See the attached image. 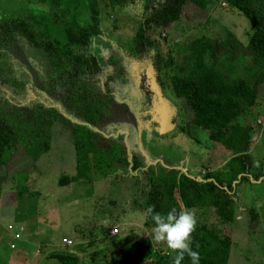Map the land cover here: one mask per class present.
<instances>
[{
	"label": "trees",
	"instance_id": "1",
	"mask_svg": "<svg viewBox=\"0 0 264 264\" xmlns=\"http://www.w3.org/2000/svg\"><path fill=\"white\" fill-rule=\"evenodd\" d=\"M16 1L0 0V7L4 6L3 2L11 6ZM128 1L137 4L139 23L132 40L117 41L106 58L101 54L100 0H83L86 10L80 12L76 23L57 8H51L45 0H22L18 3L20 7L12 6L10 13L0 8V78L12 79L10 73H4L5 49L15 38H23L41 54L46 90L63 88L66 100L97 130L103 131L113 115L117 118L111 121L128 129L126 136L120 134L114 139L111 136L104 138L86 125L75 124V179L89 178L115 161L120 165L125 163L130 177L136 178L139 173L144 177L141 188L145 191L146 226L179 225L184 210L191 207H211L219 222L227 225L235 217L233 190L236 183L248 174L253 178L263 175V170L251 169L253 156L249 149L253 110L264 95V0H223L238 9L253 26L248 42L243 44L233 33L223 38L196 36L187 43L186 68L169 76L176 99L192 114L186 122L188 128L193 125L202 128L209 140L231 153L221 167L206 171L202 179L160 161L149 163L139 148L133 144L128 146L127 141L138 133L144 119L134 117L126 103L104 94L98 86V73L100 68L107 70L102 73L107 75L103 82L106 89L113 84L127 89L134 82L136 60L148 62L157 69L171 68L176 54L169 52L164 56L151 37L150 29L178 20L188 7H195L205 14L209 9L208 0H111L113 5L122 7ZM31 15L48 16L49 22L61 29V37L51 35L41 20ZM246 58L249 60L248 73L243 75L238 73L237 65ZM131 90L125 91L123 97L131 98ZM114 110L116 114H113ZM124 114L131 115L130 119H123ZM57 118L54 109L40 102L30 104L27 111L0 114V166H6L20 147L35 161L40 153L48 150L51 125ZM236 179L238 181L233 184ZM71 180L63 175L58 182L64 184ZM245 213L247 231L254 233L255 238L263 235L257 227L258 210L246 206ZM224 228L220 233L219 228L204 222L190 223L185 233L178 235L175 243L163 252L142 242L150 253L138 258L137 262L131 259V249L124 242L130 236L117 240L112 246L93 250L91 256H102L105 264H227L232 237L229 226ZM109 251L116 256L110 257ZM46 257L59 264H80L77 254L64 250H53Z\"/></svg>",
	"mask_w": 264,
	"mask_h": 264
},
{
	"label": "rangeland",
	"instance_id": "2",
	"mask_svg": "<svg viewBox=\"0 0 264 264\" xmlns=\"http://www.w3.org/2000/svg\"><path fill=\"white\" fill-rule=\"evenodd\" d=\"M45 2L73 23L78 22L80 12L86 10L83 0ZM18 3L22 0L16 1V8L20 7ZM3 5L0 8L9 13L14 6L4 2ZM99 5L103 40L101 54L106 57L110 49L109 39L118 42L132 40L140 10L137 4L129 1L123 7L113 5L111 0H100ZM208 8L204 14L195 7H188L178 20L150 29L158 49L164 56L169 52L176 54V60L171 68L165 66L162 69L148 62L135 61L136 84L139 82L145 90L151 113L146 122L148 124L127 141L129 147L133 144L139 148L148 162L160 161L198 178L210 169L221 167L231 153L209 140L202 128L194 125L188 128L186 122L192 114L176 99L169 76L186 68L184 58L190 39L200 35L223 38L233 33L246 44L253 31L248 18L225 1L208 0ZM31 16L39 18L51 35L61 37V29L49 22L48 16ZM5 52L4 73H10L12 79L0 78V114L27 111L32 102H41L54 109L58 118L51 125L48 150L40 153L35 161L20 147L6 166H0V246L6 249L5 253L0 251V255H10L12 264H23L25 261L24 264H59L46 256L53 250H64L78 254L80 264H105L102 256H91L93 250L89 246L100 234L102 246H112L116 240L130 236L124 242L131 249V259L137 262L138 258L150 253L141 246L142 242H148L149 246L163 252L175 243L178 235L185 233L188 224L204 222L219 228L220 233L225 230L224 226H229L232 246L227 264H264V95L258 99L253 110L249 149L253 156L251 169L263 170V175L253 178L248 174L236 183L233 221L227 225L220 223L211 207H191L184 210L179 225L149 230L150 227L144 224L143 175L139 173L132 178L125 163H117L119 167L110 163L89 178L75 179L73 124L95 127L65 103L63 88L50 92L40 86L45 68L37 49L17 37ZM248 65L247 58L240 62L238 73L246 75ZM63 175L72 180L60 184L58 179ZM246 206H254L259 212L257 227L263 235L261 233L257 238L247 231ZM20 227H23L21 236L14 239L13 235ZM63 237L68 238L71 244L64 243ZM84 237L87 241L78 244ZM11 242L14 247L10 249ZM80 245L91 250L88 253L81 251ZM109 256L116 255L109 251Z\"/></svg>",
	"mask_w": 264,
	"mask_h": 264
},
{
	"label": "flooded vegetation",
	"instance_id": "3",
	"mask_svg": "<svg viewBox=\"0 0 264 264\" xmlns=\"http://www.w3.org/2000/svg\"><path fill=\"white\" fill-rule=\"evenodd\" d=\"M118 42L113 40V39H109L108 40V45L109 47H112L114 44H117ZM108 55V54H107ZM106 56V55H105ZM106 58V57H105ZM137 61V60H136ZM139 61V60H138ZM142 62V61H141ZM100 73H98V76L100 78V83L98 84V86L101 88V91L112 97V99H114L115 101H119L121 103H126L127 106H130V111L133 112V115L134 117H143L144 119V122L141 124V126L138 128V134L139 132L142 131V128L145 127L146 122L149 120L150 118V114L151 113V105L150 103L148 102V98H147V95H146V92L145 90L142 88L141 84L138 82V84H136V78L138 79V76L136 74V69H135V61H134V66H133V84L132 85H128L127 89H123V87H121L120 85H116V84H113L110 86V89H106V85L103 83L107 77V75H102L103 71H107L106 69L104 70V68H100L99 69ZM45 79V69H44V77L42 78V81L40 82V86L44 88V84H43V81ZM128 89H132L131 90V98H124L123 96L126 95V93H124L125 91H127ZM46 90V89H45ZM54 90V89H53ZM48 91V90H46ZM51 92V91H50ZM105 95V96H106ZM119 95H122L121 98H119ZM130 96V95H129ZM67 98L64 96V101L65 103L68 105V106H71V103L69 101L66 100ZM118 102V103H119ZM32 103H35V102H32ZM31 103V104H32ZM41 103V102H40ZM43 104V103H42ZM44 105V104H43ZM45 106V105H44ZM121 106V105H120ZM47 107V106H45ZM72 107V106H71ZM49 108V107H47ZM75 109V108H74ZM77 110V109H76ZM116 110V109H115ZM113 112V114H116V112ZM78 112V111H77ZM79 113V112H78ZM80 114V113H79ZM130 114V113H129ZM129 114H124L125 118L123 119H130V116ZM83 118V117H82ZM112 118H117V115H113L109 120L108 122L106 123L105 125V128L104 130H94V131H97L99 132V134H101L104 138H109L110 136L113 137L114 139L118 138L120 134H125V136L128 134V129L127 128H121L120 125H118V123H116L115 121H111V120H114ZM84 119V118H83ZM85 120V119H84ZM88 122V121H87ZM89 123V122H88ZM77 124V123H76ZM74 125L73 124V128H74ZM82 125V124H80ZM87 126V125H86ZM116 133H113L114 131H116ZM137 133V132H136ZM135 133V134H136ZM135 134H133L132 136L135 137ZM153 162V161H152ZM157 162V161H156ZM117 163H120V162H114L113 164L116 166ZM118 166V165H117ZM116 166V167H117Z\"/></svg>",
	"mask_w": 264,
	"mask_h": 264
},
{
	"label": "crops",
	"instance_id": "4",
	"mask_svg": "<svg viewBox=\"0 0 264 264\" xmlns=\"http://www.w3.org/2000/svg\"><path fill=\"white\" fill-rule=\"evenodd\" d=\"M21 228V227H20ZM20 228H19V230L18 231H15V232H19L20 233V231L21 230H23V227H22V229L20 230ZM160 228H162V227H160ZM153 229H159V228H149V230H153ZM148 230V231H149ZM14 236V235H13ZM20 236H21V234H20ZM125 236V235H124ZM123 236V237H124ZM20 237H18V238H14V239H19ZM86 238L87 237H84V240H81V241H78V244H81V243H85L87 240H86ZM119 240V239H118ZM117 241V240H116ZM13 242H11L10 244H12ZM113 243V242H112ZM14 244V243H13ZM69 245V244H68ZM83 245V244H82ZM106 246H108V245H110V244H105ZM112 245V244H111ZM84 246V245H83ZM83 246H81L80 245V247H79V249L81 250V251H84V252H86V253H88L89 251L88 250H91V248H92V250H96V249H101V248H103V247H106V246H102V244L100 243V234L99 235H97V237H96V239L92 242V243H90L89 244V246L91 247V248H83ZM142 246V245H141ZM10 249L12 248L11 246H8ZM143 248L144 249H146V247H144L143 246ZM27 249V248H26ZM0 251H2L3 253H5V251H6V249L5 250H3V248H2V246H0ZM78 255V254H77ZM24 253H23V257H22V259L24 260ZM10 259V260H9ZM11 259H12V257L9 255V256H7V257H5L4 255H0V263L1 264H12V262H11ZM81 259V258H80ZM81 261V260H80ZM22 263V262H21ZM24 263H26V261L24 262ZM23 263V264H24Z\"/></svg>",
	"mask_w": 264,
	"mask_h": 264
},
{
	"label": "built area",
	"instance_id": "5",
	"mask_svg": "<svg viewBox=\"0 0 264 264\" xmlns=\"http://www.w3.org/2000/svg\"><path fill=\"white\" fill-rule=\"evenodd\" d=\"M9 227H11V225H9ZM22 229V227L20 228V230ZM114 231V230H113ZM112 231V232H113ZM18 237H20V233L19 232H15L14 233V238H18ZM62 241L64 242V243H67V244H71V241L68 239V238H66V237H63L62 238ZM10 246L11 247H14V244L12 243V244H10Z\"/></svg>",
	"mask_w": 264,
	"mask_h": 264
},
{
	"label": "water",
	"instance_id": "6",
	"mask_svg": "<svg viewBox=\"0 0 264 264\" xmlns=\"http://www.w3.org/2000/svg\"><path fill=\"white\" fill-rule=\"evenodd\" d=\"M96 128V127H95ZM95 128H92V129H94V130H97V128L95 129ZM128 148V147H127ZM152 161H150L149 163H151ZM155 161H153V163H154ZM177 168V167H176ZM190 175V174H189ZM191 177H194V178H197V179H202V178H198V177H195V176H193V175H190ZM240 176H241V174H239L238 175V179L240 178ZM238 179H236V180H234V182H233V184L235 183V182H237L238 181Z\"/></svg>",
	"mask_w": 264,
	"mask_h": 264
}]
</instances>
